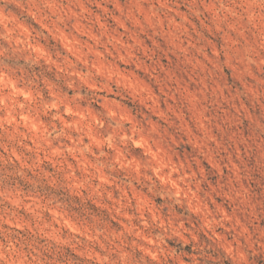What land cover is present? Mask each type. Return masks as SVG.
Wrapping results in <instances>:
<instances>
[{
  "label": "clouds",
  "instance_id": "1",
  "mask_svg": "<svg viewBox=\"0 0 264 264\" xmlns=\"http://www.w3.org/2000/svg\"><path fill=\"white\" fill-rule=\"evenodd\" d=\"M0 264H264V0H0Z\"/></svg>",
  "mask_w": 264,
  "mask_h": 264
}]
</instances>
